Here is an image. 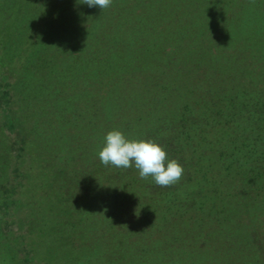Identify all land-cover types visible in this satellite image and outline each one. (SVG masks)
Listing matches in <instances>:
<instances>
[{"label": "trees", "instance_id": "obj_1", "mask_svg": "<svg viewBox=\"0 0 264 264\" xmlns=\"http://www.w3.org/2000/svg\"><path fill=\"white\" fill-rule=\"evenodd\" d=\"M20 25L28 29L24 47L5 59L7 40ZM97 29L103 30L101 38L111 37L101 50L115 65L94 66L92 52L100 51L101 38L91 35ZM0 30V68L14 60L11 89L27 106L23 116L22 107L12 111L10 101L0 105V133L7 126L6 134L16 140V146L0 151V262L38 264L30 234L3 232L7 223L20 226L19 213L27 208L28 229L39 231L35 238L51 229L44 236L71 237L67 245L71 259L79 261L75 264H213L215 255L220 264H264V0H112L103 10L78 0H0ZM142 51L154 65L135 64ZM35 55L38 67L31 65ZM183 64L197 79L187 81L181 97L164 101L147 95L159 90L166 68ZM119 76L138 79L130 82L134 90L139 87L138 101H112L96 109L95 85L114 86ZM148 98L153 100L143 102ZM50 102L56 112L45 129L40 124L52 113ZM36 103L40 109L28 110ZM104 109L128 113L108 110L102 114L107 125L94 126ZM66 115L71 123L64 121ZM112 130L163 146L168 159L183 166L181 180L163 188L151 176L141 178L134 166H104L99 152ZM53 131L61 151L55 157L42 148ZM45 163L54 170L47 174ZM43 175L58 187L49 188ZM117 207H123L122 216ZM114 221L125 226L120 237ZM102 224L108 227L106 240L105 232L97 231ZM164 227L171 231L169 240H163ZM80 230L94 238L86 235L88 242L75 247L72 239ZM228 244L234 245L231 250Z\"/></svg>", "mask_w": 264, "mask_h": 264}, {"label": "rangeland", "instance_id": "obj_2", "mask_svg": "<svg viewBox=\"0 0 264 264\" xmlns=\"http://www.w3.org/2000/svg\"><path fill=\"white\" fill-rule=\"evenodd\" d=\"M55 0H53V2H54ZM44 2V1H43ZM43 4V3H42ZM3 21H5V19H3ZM183 21L184 20H181L180 21V23L182 24L183 23ZM140 25L141 24H143V23H139ZM36 30V29H35ZM0 31H3V30H0ZM100 32L101 31H103V30H99ZM98 31V29L90 36L91 37V39H100L101 37V34L100 33H98L99 32ZM106 31V30H105ZM96 33H98V34H96ZM15 34H17V35H15ZM28 35V29H27V27L26 26H24V25H20L19 27H18V30L17 31H15L14 32V30L11 32V37H12V40H11V38H8V40H7V51L8 52H10V53H8V55H7V53H5L4 52V55H5V59H6V56H7V58L9 57V55H10V58H11V56L12 55H14L15 53H16V51L18 50V48H22V47H24V38L26 39V36ZM109 34L107 33V36H104V38H101L99 41H98V49L100 50V51H94V52H92V53H94L95 54V56H94V58H92V61H94L95 62V65L94 66H96V65H98L99 67H103V66H108V65H115V64H112L113 62L112 61H106L105 60V53L101 50V49H103V48H105V43L107 44V42H110L111 41V39L110 40H108V41H106V38H111V37H109L108 36ZM99 36V37H98ZM133 36H136V35H133ZM9 39H10V42H9ZM104 39H105V42H104ZM6 41V40H5ZM142 44L143 45H145V46H148L149 47V45H150V43H147V42H143L142 41ZM12 45H15L14 47L12 46ZM123 46H124V44H123ZM130 45H125V47L126 48H130L129 47ZM6 47V46H5ZM11 48H13L12 50H11ZM127 52V51H126ZM88 53V52H87ZM104 54V55H103ZM146 54H148L147 53V51H142L139 55H138V57L139 58H141L140 60H138V62H136L135 64H137L138 66H141V67H148V66H152V65H154V61H153V58L151 59V58H149L148 57V55H146ZM103 56V57H102ZM13 59H7V61L5 60V62L3 63V67H1L0 68V74L2 73V75L1 76H3V78L4 79H1V85H0V87H5L4 89H6V93H3V94H1V97H0V101L2 102H0L1 104V106H3L4 107V103H5V101H7V102H9L10 101V107H11V110L13 111V109H17L18 107H22V109H23V116L24 115H26V112H27V110H26V108H27V106H26V108L25 107H23L25 104H26V102L24 103H22V101L20 100V96H18V97H16L15 96V93L12 91V87L13 86H11V83L13 84L14 83V79H16V77H14L15 75H16V69L13 71V68L15 67V62H14V60L12 61ZM103 60H105L106 61V63L105 62H103ZM34 63H31V65H33V64H35V66H39L41 63L40 62H38L39 60H38V56H36L35 55V57H34ZM101 63H102V65L103 66H100L101 65ZM191 68L192 67H187L186 65H180V66H173V67H171L170 68V70L169 69H167L166 68V70H165V74H164V76L162 77V79L160 80V83H161V85L159 84V90H156L155 91V88H157V87H155L154 88V90H153V92L152 91H150V90H147L146 91V93H147V95H153V94H155L156 96H155V98H161V99H163L164 101H169V100H173L174 98L175 99H178L179 97H181L182 96V90H183V87H184V85L187 83V81H192V80H194V79H197V75H196V73L194 72L195 70H193V71H191ZM22 67H21V69H20V72H19V70H18V72H19V75H21L22 73H24L23 71H22ZM35 70V69H34ZM194 72L195 74H193V75H189L190 73L189 72ZM4 72V73H3ZM16 72V73H15ZM72 72V71H71ZM171 72L173 73L172 75H170L171 74ZM24 75V74H23ZM173 75H176L177 76V78H175L176 80L174 81V82H168V81H171V80H169L168 78L171 76H173ZM1 76H0V78H1ZM125 77V76H124ZM157 79V78H156ZM173 79V78H172ZM150 80H152V78L150 79ZM16 81V80H15ZM159 81V80H158ZM130 82H132V83H138V79L136 78V77H128V79L127 80H125V78H123V76H119V77H117V84L116 85H114V86H110L112 83H109V85H107L106 86V84L105 85H101V86H98L97 84L95 85L96 87H97V93H95V94H93L94 96H96V100H95V102H94V107H96V109L97 108H99V106H103V107H106L105 105L107 104V103H112V101H115V102H119V103H121V104H123V100H127V99H134L135 98V101H138V97L137 96H139V94H138V92L137 91H139V87H138V90L135 88V90H134V85L133 84H131ZM127 83H130V84H127ZM137 85V84H136ZM9 86H11V87H9ZM124 86L126 87V89H124ZM7 87H9V90H8V88ZM128 87H130L132 90V92H130V93H133V94H130L129 92H127V90H129L128 89ZM124 90V91H123ZM126 90V91H125ZM13 92V93H12ZM151 92V93H150ZM150 93V94H149ZM146 95V94H145ZM110 97V98H108V97ZM140 97V96H139ZM143 99V98H142ZM31 100V99H30ZM102 100V101H101ZM147 100H150V101H152L153 100V98H152V100H151V98H148V99H144L143 100V102H145V101H147ZM107 101V102H106ZM108 101H111V102H108ZM131 101V100H130ZM51 102H53V101H51ZM50 102V104H49V110L48 111H51L52 113H48L47 115H45L46 116V118H44V119H42L41 121L42 122H44V123H42V124H40L41 126H43V127H45V129H50L49 127H51L50 125H52L53 124V121H54V117H55V112H56V110H55V108H54V105H53V103H51ZM33 103V102H32ZM150 103V102H149ZM29 104V103H28ZM120 104V105H121ZM31 105V104H30ZM143 105H145V104H143ZM143 105H140V106H138V108L140 109V108H142V106ZM134 106H136L137 107V104H135ZM39 107V103H36L34 106L33 105H31V106H29L28 107V110H30V111H33L35 108H37V109H35L33 112L35 113V111L36 110H38V109H40V108H38ZM5 108V107H4ZM25 108V109H24ZM30 108V109H29ZM107 108V107H106ZM120 108V107H119ZM121 108H124L123 106H121ZM105 110V111H104ZM104 110H102V111H99L98 110V114H97V118H100V117H102L101 119H98V120H96V124H94V126H98L99 124V126L100 127H105L106 125H107V122H106V120H104V116L106 115V111L108 112V110L109 109H104ZM4 111H6L7 113H8V111L6 110V109H4ZM47 110L45 111V112H48ZM53 111H55L54 113H53ZM39 112V111H38ZM102 112V113H101ZM137 112H138V110H137ZM109 113H110V115H116V116H120V115H122V113H124V114H126V113H128L127 111H123V109H121V110H119V109H117V111H114V110H109ZM144 113V112H143ZM57 114V113H56ZM102 114H104V116L102 115ZM2 113H0V120H1V118H3L2 117ZM41 115H43V114H40L39 116H41ZM52 119H51V118ZM65 118H67V120L65 119ZM70 118H71V116H70ZM57 119H58V121H59V119H61V117L59 116V114L57 115ZM64 121H69L70 123H71V120H68V115H66V116H64ZM24 122V121H23ZM56 123H57V121H56ZM7 124V123H6ZM5 124V125H6ZM27 125H29L28 123H23V126H27ZM0 126L2 127V125H1V123H0ZM46 126H49L48 128H46ZM42 127V128H43ZM54 127V126H53ZM137 126H133V129L135 128V130H137V131H139V128L137 127ZM4 128V133H3V135H2V133H0V139H2V141L0 142V151L2 152L4 149H5V151H7V146H10V145H12V146H16V140H14V139H12V138H10L9 137V135H7L6 133H8V132H10L11 130L10 129H8V127L7 126H4L3 127ZM56 130V129H55ZM0 132H2V130H0ZM48 132V131H47ZM104 133H105V131H104ZM57 135H58V131H53V133L51 134V141L49 142V143H47V144H44V147H42L46 152H47V154L48 155H50L51 157H55V156H59V153L61 152L60 151V149H59V147H58V144H59V140H57ZM46 138H47V136H45ZM3 140H6V142L7 143H5ZM45 140V139H44ZM103 143V145L102 146H105V142H102ZM9 144V145H8ZM12 149V148H11ZM41 155H43L42 154V152L40 153ZM30 157V156H29ZM28 157V158H29ZM40 156H39V154L37 155V156H35V157H33L32 158V160L33 159H37V158H39ZM44 160H47V163H48V157L46 158V159H44ZM47 163H45V165H46V167H47V174H48V172H50V171H52V170H54V168L52 167L53 165L50 163V164H47ZM2 166H4V165H2ZM1 171V170H0ZM40 178H42V176H40ZM39 178V179H40ZM50 178H51V176L50 175H43V178L41 179V180H43V182H45V183H47L46 185L50 188V187H52V188H55L56 189V187H58V183L59 182H51L50 181ZM1 180H3V178H2V176H0V182H1ZM48 182H50V183H48ZM67 183V184H66ZM64 185L65 186H67L68 188H70L71 189V181H67ZM54 189V190H55ZM54 190H53V193H55L56 194V192H54ZM57 202V201H56ZM65 209V208H64ZM115 212H117V214L120 216H122L123 214H124V212H123V207H117L116 208V211ZM30 212H29V210L27 209V208H22V211H20V213H19V217H21V219L20 220H22V222L20 223V226H16V225H11V223H7V225H5L4 226V230H3V232L5 233H7V234H10V233H12L13 231H15V232H19V231H23V232H26V233H28V234H30V236H32L33 238H34V243H33V245L36 247V251L34 252L36 255L35 256H37V255H39V259L36 261L38 264H73L74 262L76 263H78L79 261H74V259H71V257H74V253L73 252H71V245L70 246H68L67 245V242H71V237H70V240H69V238H67V240L65 239H63V240H59V239H57L56 240V238H55V240L54 239H51L49 236H44V234L46 235V234H48V233H51V231H52V229L51 230H48V232H44V233H42L43 235L42 236H40V237H38V238H35V234H37V233H39V231L38 230H33V232H31L30 231V229H28L30 226H29V224H28V220L31 218V216H30V214H29ZM57 215H61V217L62 218H64V216H65V213L64 212H59L58 211V214ZM99 215V214H98ZM223 215V214H222ZM18 219V218H17ZM221 219V218H220ZM50 220H53V222H56L57 221V219H50ZM49 220V221H50ZM51 222L52 221H50L49 222V224H51ZM114 224H113V228L115 229V234L116 235H118L117 237H120L121 236V233L124 231V229H125V226H123L122 224H120L119 222H116L115 223V221L113 222ZM49 224H47V225H49ZM103 226L101 227V228H99L98 227V230H97V228H96V230L98 231V233H102L103 231L105 232L104 233V237H103V240L105 239H107L108 237V227H107V225H105V224H102ZM163 232L162 233H164L165 235H164V237H163V240L164 239H167L168 238V240H169V237H170V235H171V231H170V229L169 228H163ZM1 231V230H0ZM89 232V231H88ZM161 232H159V234L161 235L162 234ZM85 235V236H84ZM89 236L88 237V239L89 240H93V238H94V235H90V232L89 233H86V231L84 230H80L79 232H78V234H77V236L75 237L74 236V239H72L73 241V244L75 245V247H77L76 245L77 244H79V243H87L88 242V239H87V236ZM86 237V238H84V237ZM155 236V235H154ZM52 237V236H51ZM67 237V236H66ZM81 237H83V238H81ZM81 238V239H80ZM95 238H96V236H95ZM134 239L135 238V235H133L130 239ZM156 239V241L155 242H160L162 239H160L159 240V238H155ZM95 240V239H94ZM55 241V242H54ZM50 242H54V245H52V247L51 246H49V243ZM180 243H181V240H180ZM67 245V246H66ZM174 245H177L176 243H174ZM228 246V250H231L232 248H233V246L234 245H232V244H228L227 245ZM2 246H0V248H1ZM68 247H70V248H68ZM181 249H184V247H181ZM6 250H8V248L6 249ZM185 251V250H184ZM6 254H8V252H6L5 253V255ZM223 254H225V253H223ZM71 256V257H70ZM222 256H224V255H222ZM217 258L218 257V255H215V256H213L211 259H210V261L213 263V264H220V262H219V260H213L214 258ZM224 257H226V256H224ZM7 258V257H6ZM232 258V256H230V259ZM101 259H102V257H101ZM139 259V258H138ZM143 259V258H142ZM141 259V260H142ZM238 260V258H237V256H233V260L234 261H237ZM72 260V261H71ZM89 262V264H90V262H92V261H87V263ZM74 263V264H75ZM0 264H15V261H5V262H0Z\"/></svg>", "mask_w": 264, "mask_h": 264}, {"label": "clouds", "instance_id": "obj_3", "mask_svg": "<svg viewBox=\"0 0 264 264\" xmlns=\"http://www.w3.org/2000/svg\"><path fill=\"white\" fill-rule=\"evenodd\" d=\"M78 3L103 10L110 7L112 0H78ZM99 159L106 167L130 169L134 166L141 178L151 176L155 184L163 188L177 184L184 175L183 166L175 159L169 160L163 146L156 141L128 140L119 130L106 134Z\"/></svg>", "mask_w": 264, "mask_h": 264}]
</instances>
